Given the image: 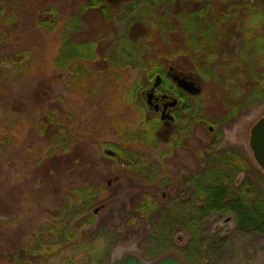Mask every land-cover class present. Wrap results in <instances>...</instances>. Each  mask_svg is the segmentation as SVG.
Segmentation results:
<instances>
[{
	"label": "rangeland",
	"instance_id": "rangeland-1",
	"mask_svg": "<svg viewBox=\"0 0 264 264\" xmlns=\"http://www.w3.org/2000/svg\"><path fill=\"white\" fill-rule=\"evenodd\" d=\"M85 3V0H1L5 14L9 17L12 15L14 24L3 20L0 23L2 33L9 36L7 44L1 42L0 57L11 55L8 64L1 63L0 70V250L8 253L16 249L20 241L28 237L23 236L24 231L33 232L48 207L57 204L69 189H76L78 185L93 181L95 190L101 188L105 197H109L108 200L111 201L105 210L98 214L99 221L89 226L90 232L94 233L100 229L103 230L102 233L112 231L106 236L108 241L103 238L98 240L101 243L96 244V247L108 250L110 243L114 242L106 254V264H112L126 255H135L144 264L167 255L175 257L181 264H264V236L237 232L234 220L229 215L215 214L204 221L203 227L209 238H225V241L216 252H204L207 257L196 259L194 263L189 260V248L184 245L185 241L178 239L183 238L184 230L181 224L173 226L171 242L161 239L159 230L162 220L159 212L163 213V209L152 208L148 217L127 222L129 216L135 213L137 205L129 200L123 204L120 198L124 200L125 193L129 190L139 191L134 187L135 183L131 184L140 177L138 170L125 172L118 168V158H122L123 154L116 158L100 156L107 148L100 147V144L106 146V143L117 142L115 128L99 126V122L111 124V121L119 116L121 109L116 110V103L120 102L119 93L113 92L108 84L109 80L105 79L110 75L108 68L97 72L102 65L97 61L92 63L87 59H78L74 49H70V55L67 54L68 50L59 52V39L70 27H66L65 21L68 20L80 18L82 21L81 27L72 33V40H89L102 32H112V35L116 36V28L104 32L106 28H102L100 22L94 18L89 19L79 11ZM49 8H55L60 27L58 25L51 29L41 25L39 16ZM57 34H60L59 39ZM2 38L5 40L3 36ZM97 51L111 55V51H107L102 45H99ZM115 52L114 49L113 54ZM66 60L72 73L62 66ZM14 62H17L16 66H13ZM73 63L76 64L74 67ZM91 77L96 80L93 81ZM41 93H44L43 97ZM221 96H224L226 101L231 97L228 93ZM256 98L257 96H252V100ZM203 99L205 116L213 120L230 106L219 102L216 86L212 82L206 83ZM249 110L250 112L241 119L240 145L246 147V150L248 143L245 129L250 122L254 124L264 115V103H254ZM49 119L59 122L58 130ZM237 131L238 129L231 130L227 136L228 140L235 141ZM77 137H81V140L76 139L72 153L78 149L80 165L76 167V171L74 166L70 171H66L70 159L61 153V148H67L71 139ZM133 147L137 156L143 160L145 179H150L153 172L157 173L153 176V182L151 180L148 185L143 184L145 192L157 198L156 186H159V181L163 180L164 174L167 173L163 166V169L158 170L155 160L149 158L158 146H154V149L149 144ZM160 148H163V145L160 144L158 149ZM96 161L102 162L105 169L101 175L89 169L90 163L94 164ZM41 162L43 164L39 167ZM117 171L124 172V183L112 184L106 188V181L117 175ZM258 173L264 175L253 160L251 174L247 179L252 178L254 181ZM128 197L126 199H129ZM100 199L98 197V201ZM23 200L28 201L29 205H36L29 207L30 210L25 212L19 222L10 224L16 213L15 205ZM104 201L105 198L100 202ZM154 201L161 207L158 200ZM6 220L8 221L5 223ZM90 232L85 230L86 234ZM187 239L190 242L192 236L188 234ZM181 249L186 254L180 253ZM3 261L4 258L0 257V264Z\"/></svg>",
	"mask_w": 264,
	"mask_h": 264
},
{
	"label": "flooded vegetation",
	"instance_id": "flooded-vegetation-1",
	"mask_svg": "<svg viewBox=\"0 0 264 264\" xmlns=\"http://www.w3.org/2000/svg\"><path fill=\"white\" fill-rule=\"evenodd\" d=\"M85 1L80 12L100 22L102 28H106L105 31L102 29L104 32L117 29L116 36L112 32H102L89 39L96 42V50L102 45L111 51L109 57L94 61L100 63L101 68L111 66L110 77L114 81H122L121 86L124 87L118 91L122 100L126 101L127 109L111 121V127L117 128L120 124L122 132H129L130 127L140 130L142 123H148L149 145L152 149L163 145L149 155L155 160L158 170L167 169L163 180L156 186L157 198L152 195L153 199L158 200L162 207L183 209L190 204L200 206L204 196L197 188H204L205 174L221 170L216 168L220 163H223L224 174H231L234 188L252 181L247 177L252 170L253 154L249 141L254 124L250 122L245 129L246 150L240 145L241 119L250 112L254 103H264V100H252V96L257 95L254 94V82L264 80V0ZM10 20L13 25L12 15ZM75 21H71V30H77ZM126 48L129 50L127 54ZM114 49L116 52L113 54ZM176 78L194 82L199 92L188 91L178 84ZM208 82L216 86L219 102L230 104L215 120L206 117L204 112L203 95ZM221 91L231 97L226 101ZM233 129H238L235 141L227 138ZM106 144H100V147H107L101 157L116 158L123 154L124 158H118V168L125 172L138 170L140 177L131 184L135 183L134 187L139 191L129 190L125 193L126 198L130 196L129 199L120 198L123 204L129 200L138 205L141 199L146 198L143 184L153 182L157 173L153 172L150 179H145L143 160L133 147L139 145L137 142L125 144L123 139L118 138L116 144ZM162 150L163 153L160 152ZM101 163H90L89 169L101 175L105 171ZM74 167L76 171L77 164ZM117 172L106 181V188L124 183V172ZM92 183L69 190L84 188L100 193L101 188L95 190ZM101 199L90 208V214L94 216L91 224L99 221L98 214L111 202L109 197H105L104 202H100ZM63 202L62 196L57 204ZM26 204L29 208V203ZM51 207L54 206L47 209ZM187 219L186 214L181 223L187 226ZM14 222H19L18 218ZM9 223H13V219ZM183 230V238L178 239L185 241L187 246L189 233L186 228ZM33 232L24 231L23 236L29 237Z\"/></svg>",
	"mask_w": 264,
	"mask_h": 264
},
{
	"label": "trees",
	"instance_id": "trees-1",
	"mask_svg": "<svg viewBox=\"0 0 264 264\" xmlns=\"http://www.w3.org/2000/svg\"><path fill=\"white\" fill-rule=\"evenodd\" d=\"M3 7L4 6L1 5L0 0L1 20L12 21L10 20V17L5 14V9ZM56 16L57 13L55 8L47 9L42 16H39L41 25L43 27H50L51 29L53 27L56 28L58 25L60 27V21H58ZM65 22L67 23L66 27H70L65 31V35L62 36L61 39H59L60 34H57L61 44L59 52L62 50H68L69 52L67 54L70 55V49H74L78 54V59H87L88 62L92 63L94 60H101L103 57L110 56L107 55V53L102 54V52H98L95 49L97 45L96 42L93 43L89 40H72V33L77 30L70 29L72 27L70 20ZM80 23H82V21L78 18L74 22L75 27H81ZM2 32L3 31L0 30V45L3 42L7 44V39L9 37L6 36L7 33L4 34ZM9 35H11L10 32ZM127 53H129L128 48H126V54ZM10 58L11 55L0 57V70L2 69L1 63L5 62L8 64ZM16 65L17 62H14L13 66ZM75 65L76 64L73 63V67ZM77 65L79 66V63H77ZM88 65L90 66V64ZM62 66L68 70L67 72L72 73V71H69L71 68H68L70 65L67 60L63 61ZM104 69L106 68L100 67L97 72H103ZM75 71L76 69L74 68L73 72ZM108 71L110 73L113 71L111 66L108 67ZM1 75L2 73L0 72V76ZM105 79L109 80L108 84L115 93L116 91L119 93L118 89L124 88L121 86L122 81L116 83L117 81H114V78L110 77V75ZM110 79H112L111 82ZM92 80L95 81L96 78H93ZM76 83L80 85L79 82ZM254 83L256 84V86H253L254 94H257L255 95L257 96L256 100L263 101L264 80H256ZM40 95L43 97L44 93H41ZM118 95L120 96V93ZM119 101V103H116L118 106L116 110L121 109V111H126V101L124 102L122 97L119 98ZM122 102H124V104ZM104 106L106 108V105ZM139 106L141 107V105ZM49 120L55 124L58 130L57 124H59V122L52 121L51 119ZM134 124H136V121ZM99 126L111 127L112 124L100 121ZM148 127V123H142L140 130L136 127H130V131L125 132L124 130L123 132L125 133L123 134L120 124H118V127L115 128L114 135L119 139H123L125 144H128L130 141H135L139 145L149 144L151 139L150 128ZM118 138L116 139L118 140ZM76 139L81 140V137L72 138L67 148H61V153L65 154V157L70 159V164L66 166V171H70L74 165L77 164L78 166L80 163L78 149H75L76 152L72 153V150L77 143ZM160 152L163 153V150ZM75 156H77V158ZM42 164L43 162H41L39 167H41ZM216 168H221V170L216 169L213 173L205 174L204 188H201L202 190L197 188L198 192L203 193L204 196L203 203H201L200 206H193L190 204L188 208L183 209L159 207L154 199L152 201L153 197L145 193L144 195H146V198L141 199L142 201L137 205L135 213L129 216L127 222H133L138 217H148L152 208L163 209V213L159 212L160 219L162 220L160 222L159 230L162 235L161 239H166L171 242L170 236L172 237L173 234V226L181 224L183 229H187L190 237L192 236V239L187 245V248H189L188 257L190 258L189 260L191 263H194L196 259H205L207 255H204V252L208 253L210 250L216 252L221 246H223L222 244L225 241V238L223 239L213 236L209 238L208 235H206L203 223L211 215H229V217L234 220L237 232L246 234L257 233L264 236V175L258 173V176L254 181H248L247 183H244L242 187L234 188L231 174L227 176L224 174L223 163H220V166L218 164ZM99 192L103 193V190H100ZM97 196L105 198V194L102 196L100 193L89 191L84 188L77 189L76 191L68 190L64 197V202L61 205L55 204L54 207L47 209L41 219L37 222L36 231L28 238L23 241L21 240L16 249L8 253L0 250V257L4 258V261L1 264H106V254L109 252V249L114 242L110 243L108 250L98 248L96 247V244L101 243L98 240L103 238L104 241H108L106 236H109L112 231H110V233H102L103 230L100 229L98 233H85V230L88 231L90 224L94 220L93 214H90V208L98 202ZM27 202L26 200H23L15 205V220L18 218V221H20L21 219L19 220V218H21L22 214L30 210L27 208ZM34 205L36 204L32 203L28 207L33 208ZM186 214L188 218L187 226L181 223L182 217L186 216ZM7 221L8 220H6L5 223ZM163 246L166 245H162V247ZM179 252L185 253L182 249L179 250ZM80 254H82V256L79 257ZM199 263L200 262H198V264Z\"/></svg>",
	"mask_w": 264,
	"mask_h": 264
},
{
	"label": "water",
	"instance_id": "water-1",
	"mask_svg": "<svg viewBox=\"0 0 264 264\" xmlns=\"http://www.w3.org/2000/svg\"><path fill=\"white\" fill-rule=\"evenodd\" d=\"M178 84L188 91L193 93L199 92V87L194 82H187L183 79H178ZM250 148L252 150L253 159L256 164L264 171V117H261L256 121L251 129L250 135ZM112 264H144L135 255H126L121 259L114 261ZM145 264H180L175 257L165 256L160 259L148 262Z\"/></svg>",
	"mask_w": 264,
	"mask_h": 264
}]
</instances>
